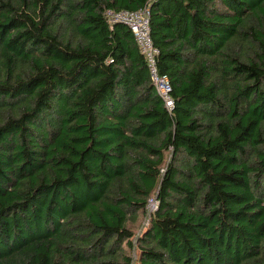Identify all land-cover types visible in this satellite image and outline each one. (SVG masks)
<instances>
[{"label":"trees","instance_id":"obj_1","mask_svg":"<svg viewBox=\"0 0 264 264\" xmlns=\"http://www.w3.org/2000/svg\"><path fill=\"white\" fill-rule=\"evenodd\" d=\"M0 264H264V0H0Z\"/></svg>","mask_w":264,"mask_h":264},{"label":"built area","instance_id":"obj_2","mask_svg":"<svg viewBox=\"0 0 264 264\" xmlns=\"http://www.w3.org/2000/svg\"><path fill=\"white\" fill-rule=\"evenodd\" d=\"M111 24L124 23L128 25L135 35V39L142 54L146 56L150 75L158 94L164 100L166 107L172 111L175 100L172 95V86L167 74H161L158 67V57L160 49L154 44L151 36V25L148 8L140 10H112L105 12ZM156 200H151L150 205Z\"/></svg>","mask_w":264,"mask_h":264},{"label":"rangeland","instance_id":"obj_3","mask_svg":"<svg viewBox=\"0 0 264 264\" xmlns=\"http://www.w3.org/2000/svg\"><path fill=\"white\" fill-rule=\"evenodd\" d=\"M156 207V203L153 202L150 206H149V211H153V209H155ZM148 223V219L147 217H143V215H140L137 222H136V226L138 227V233H141V227H143L145 224Z\"/></svg>","mask_w":264,"mask_h":264}]
</instances>
